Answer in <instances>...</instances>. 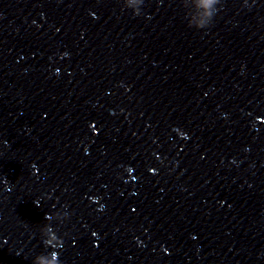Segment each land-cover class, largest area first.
Returning <instances> with one entry per match:
<instances>
[{
	"label": "water",
	"instance_id": "1",
	"mask_svg": "<svg viewBox=\"0 0 264 264\" xmlns=\"http://www.w3.org/2000/svg\"><path fill=\"white\" fill-rule=\"evenodd\" d=\"M53 251L61 264H105L0 51V264H56Z\"/></svg>",
	"mask_w": 264,
	"mask_h": 264
},
{
	"label": "clouds",
	"instance_id": "2",
	"mask_svg": "<svg viewBox=\"0 0 264 264\" xmlns=\"http://www.w3.org/2000/svg\"><path fill=\"white\" fill-rule=\"evenodd\" d=\"M212 3H213V0H204V6L205 7H209ZM45 245L47 247L53 248L51 245H49L47 243V240H45ZM53 249H55V248H53ZM53 252L56 253V264H61V262L59 260V253L56 252V251H53ZM53 252H50V253H47V254H40V255L37 256V260H41L45 255L51 256L53 254Z\"/></svg>",
	"mask_w": 264,
	"mask_h": 264
}]
</instances>
